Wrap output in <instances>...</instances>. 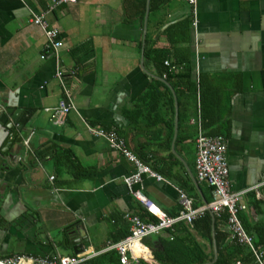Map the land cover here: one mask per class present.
Returning <instances> with one entry per match:
<instances>
[{
	"label": "crops",
	"instance_id": "crops-1",
	"mask_svg": "<svg viewBox=\"0 0 264 264\" xmlns=\"http://www.w3.org/2000/svg\"><path fill=\"white\" fill-rule=\"evenodd\" d=\"M51 1L0 0V97L37 118L35 133L25 136L29 150L0 174V258L102 252L129 231L125 216L142 209L124 184L134 167L89 129L113 131L137 158L138 153L147 155L146 165L163 181L143 175V193L167 214L180 212L179 191L194 202L198 197V207L211 202L194 165L195 140L203 132L199 102L189 105L184 98L178 106L162 66L158 70L151 54L145 55L147 34L150 49L170 50L163 31L192 14L188 0H164L152 15L146 0L151 22L147 19L146 28L145 16L143 21L125 20L123 0H76L58 6L47 16L63 43L57 61L46 53L43 32L30 23ZM195 11L196 26L189 36L191 81L198 85L203 78L213 86L205 97L213 109L206 107L205 112L214 120L217 104L229 124L224 136L229 189L246 191L264 181V0H196ZM157 21L163 23L160 29ZM85 43L92 44L94 55L83 63L80 54L75 64L72 51ZM57 62L72 102L62 125L50 123L61 98ZM154 82L174 95L171 129L162 96L155 104L159 113L152 109L144 117L136 112ZM216 85L221 91L217 102ZM262 197L261 211L251 213L253 223H264V190ZM216 230L234 241L226 223ZM156 236L142 242L146 259H152L146 243L156 246ZM211 236V246L196 237L212 254L206 264L218 257L214 221ZM83 237L88 244L77 242Z\"/></svg>",
	"mask_w": 264,
	"mask_h": 264
},
{
	"label": "trees",
	"instance_id": "trees-1",
	"mask_svg": "<svg viewBox=\"0 0 264 264\" xmlns=\"http://www.w3.org/2000/svg\"><path fill=\"white\" fill-rule=\"evenodd\" d=\"M164 0H150L149 11L151 15L160 10ZM124 16L126 21H131L138 18L143 21L146 11V0H123ZM149 22V19H148ZM193 15L191 14L185 20L170 24L167 26L163 34L170 50H152L149 48V41L151 36L146 35L145 55L153 57L159 66H162V76H165L166 81L171 85L176 94L178 106L183 99H187L189 105L196 106L199 102L201 129L206 136H225L227 134L229 124L227 119H222L218 105L216 104V118L214 120L208 119L209 114L205 112L206 107H211L207 104L205 97L208 91L213 86L204 84L203 78L199 79L198 85L191 81V67H190V49L189 36L192 27ZM151 23V22H149ZM158 23V24H157ZM163 26L161 21L156 22L157 29ZM92 44H82L72 51V58L75 64L79 63V55L84 54L85 59L80 62L88 61L94 55ZM183 46V50H180ZM179 54H182L181 57ZM169 62L170 66H165L164 63ZM150 86L147 93L144 94L143 100L140 102V108L136 111L139 116L150 114L153 111L156 113L158 102V95L167 99L166 106L170 111L167 125L171 129L172 113L174 107V95L170 89L161 82H154ZM163 92H161V88ZM215 88V86H214ZM221 89V88H220ZM240 90L238 85L236 90ZM216 102L219 100L218 85H216ZM161 92V93H160ZM153 93H156L154 98ZM184 99V100H185ZM143 104V105H142ZM211 109H213L211 107ZM159 113V112H157ZM181 109L178 111V127H181L182 115ZM190 116V115H189ZM193 116V115H192ZM219 120V121H218ZM138 158L145 164L149 163V158L146 154H137ZM208 192L210 193V189ZM199 198L196 197L194 207H198ZM263 201L257 200L253 192L246 194V211L239 214L242 226L250 237H252L255 247H260L264 253V223H253L252 215H256L261 211ZM252 213V215H251ZM136 215L144 221L155 222V218L146 213L142 208ZM171 216V215H170ZM226 219L224 215L221 218L214 219L215 241L217 245L218 257L214 264H257L253 253L245 246L237 244L235 241L229 242V235L221 230H216L219 225H225ZM212 220L209 213H205L196 219L191 225L179 224L173 230H168L164 234L156 236V246L146 243L151 250L152 259L144 257L139 258V264H206L212 261V254L206 252V247L203 243L197 240L206 242L209 246L212 244L211 236ZM129 235V231L119 238H115L113 242L122 241ZM152 237V236H151ZM150 237V238H151ZM72 255V254H71ZM75 256V255H72ZM83 264H120L118 254L115 251H109L83 263Z\"/></svg>",
	"mask_w": 264,
	"mask_h": 264
},
{
	"label": "built area",
	"instance_id": "built-area-1",
	"mask_svg": "<svg viewBox=\"0 0 264 264\" xmlns=\"http://www.w3.org/2000/svg\"><path fill=\"white\" fill-rule=\"evenodd\" d=\"M75 2L76 0H52L46 10H42L38 14H33L30 18V23L39 28L46 38V53L51 52L52 56H55L56 61L57 52L62 48L63 43L60 40L59 32L48 24L47 16L58 6ZM188 3L192 9V26L195 27L196 0H188ZM41 58H44V56ZM57 64L55 78L60 85L61 98L59 99L56 111L51 116L50 122L55 125H62L72 110V102L70 91L64 79L65 72L59 68L60 65L58 62ZM164 65L170 66L169 62H165ZM89 130L93 135L104 138L108 142L110 149L119 153L133 165L134 171L124 179V184L134 200L147 214L155 218V222L144 221L137 215H126L125 218L130 222L129 235L118 243L108 244L102 252L78 254L68 257L17 255L0 258V264H83L109 251H115L118 254L120 264H139V258L143 256V250L145 249L142 244L144 239L160 235L168 230L171 231L179 224L191 225L206 212L214 218H220L225 214L226 224L231 230L233 240L237 244L247 247L253 253L257 264H264L263 251L255 247L253 239L246 234L239 218V214L246 211L243 197L247 193L253 192L257 200H262L264 181L246 191H230L228 182L227 143L223 136L211 137L206 136L203 132H199L195 140L196 154L194 165L196 177L199 182L206 184L210 189L211 202L204 207H194L193 199L184 192L179 191L180 212L175 216H170L158 208L143 193V187L141 185L143 175H147L157 182L163 181L162 177L133 155L117 133L113 131L105 133L94 129ZM236 264L240 263L237 262Z\"/></svg>",
	"mask_w": 264,
	"mask_h": 264
},
{
	"label": "water",
	"instance_id": "water-1",
	"mask_svg": "<svg viewBox=\"0 0 264 264\" xmlns=\"http://www.w3.org/2000/svg\"><path fill=\"white\" fill-rule=\"evenodd\" d=\"M148 4L149 0L147 7ZM148 14L149 11L147 8L144 28H146ZM5 99L6 98L0 97V161L4 160L5 163L11 165L12 160L16 158L18 154L21 155V153H24L22 151L21 142L25 136L35 133L33 130L36 127L35 122L37 121V118L33 111H27L17 105H12L10 104L9 99H7V102H5ZM5 155L6 157L4 159L3 156ZM206 205L205 202V206ZM209 215L211 216L212 221H214V217L211 214ZM87 241V238L83 237L77 242L85 245L88 244Z\"/></svg>",
	"mask_w": 264,
	"mask_h": 264
},
{
	"label": "flooded vegetation",
	"instance_id": "flooded-vegetation-1",
	"mask_svg": "<svg viewBox=\"0 0 264 264\" xmlns=\"http://www.w3.org/2000/svg\"><path fill=\"white\" fill-rule=\"evenodd\" d=\"M50 123H51V122H50ZM33 131H34V132L36 131L35 128H34ZM9 143H10V142H9ZM21 144H22V151H23L24 153H21V155L18 154V155H20V156H22L23 154L27 153V150H29V148H30L29 141H28V140H25V138L22 140ZM5 157H6V155L3 156L4 159H5ZM10 167H11V165L5 163L4 160H1V161H0V174L3 173L4 171L6 172L7 170H9Z\"/></svg>",
	"mask_w": 264,
	"mask_h": 264
}]
</instances>
